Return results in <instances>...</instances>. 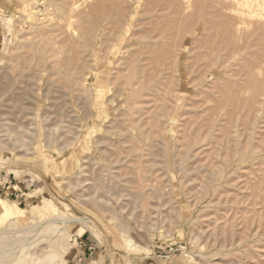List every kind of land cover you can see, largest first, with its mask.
Masks as SVG:
<instances>
[{
	"label": "rangeland",
	"instance_id": "374dc122",
	"mask_svg": "<svg viewBox=\"0 0 264 264\" xmlns=\"http://www.w3.org/2000/svg\"><path fill=\"white\" fill-rule=\"evenodd\" d=\"M241 3L0 0V264H264Z\"/></svg>",
	"mask_w": 264,
	"mask_h": 264
},
{
	"label": "bare ground",
	"instance_id": "6f19581e",
	"mask_svg": "<svg viewBox=\"0 0 264 264\" xmlns=\"http://www.w3.org/2000/svg\"><path fill=\"white\" fill-rule=\"evenodd\" d=\"M252 2L253 3H257V0H253V1H249V0H242V3H241V6L243 5L244 7H247V8H251L252 6L251 5H254V4H252ZM262 2H263V0H262ZM264 4V3H263ZM256 7H258V5L256 6ZM246 9V8H245ZM258 9V8H257ZM256 8H255V10H257ZM248 11H251L250 9L248 10ZM247 11V12H248ZM251 15V14H250ZM250 15H248V16H250ZM255 16V15H254ZM251 17V16H250ZM249 17V18H250ZM246 37V36H245ZM243 38V37H242ZM244 43V42H243ZM176 45V44H175ZM259 50H261V49H259ZM229 53V52H228ZM263 57V56H262ZM256 58V57H255ZM244 64V63H243ZM249 67V66H248ZM250 82V81H249ZM249 89V88H248ZM13 214V212L11 211V209L10 208H7L4 204H2V203H0V219H2V218H4L5 216H10V215H12ZM32 264H34V263H32Z\"/></svg>",
	"mask_w": 264,
	"mask_h": 264
},
{
	"label": "built area",
	"instance_id": "2783aa9c",
	"mask_svg": "<svg viewBox=\"0 0 264 264\" xmlns=\"http://www.w3.org/2000/svg\"><path fill=\"white\" fill-rule=\"evenodd\" d=\"M0 17H1V15H0Z\"/></svg>",
	"mask_w": 264,
	"mask_h": 264
}]
</instances>
